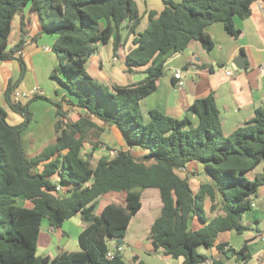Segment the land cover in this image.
Here are the masks:
<instances>
[{
    "label": "trees",
    "instance_id": "16d2710c",
    "mask_svg": "<svg viewBox=\"0 0 264 264\" xmlns=\"http://www.w3.org/2000/svg\"><path fill=\"white\" fill-rule=\"evenodd\" d=\"M257 1L264 0H164L165 8L160 13L149 12L147 27L137 33L142 17L134 0H0V61L16 58L20 67L17 82L9 83L5 90V100L23 119L19 125H10L7 112L0 107V264H124L120 253L113 251L112 260L107 253L112 242L119 245L123 240L141 208L145 189H156L162 204L148 237L155 252L182 258L184 264H200L207 258L197 249L214 247L219 232L246 231L242 213L250 209L264 184V174L253 181L244 178L264 160V112L257 109L252 120L225 136L212 94L188 108L197 125L188 116L175 119L158 110L149 111L145 123L140 102L156 91L164 74L163 56L182 53L191 41L211 50L213 43L205 30L214 23H221L229 35L238 38L241 32L234 18H248L250 6ZM26 7L37 16L41 33L55 37L51 51L57 64L51 79L67 91L58 102L40 94L24 104L11 99L27 71L20 56L25 33L21 31L9 50L8 39L14 17ZM123 32L133 37L134 46L124 64L129 70L145 67V79L109 89L86 72V63L96 45L110 40L115 55L123 48ZM38 100L55 107V138L53 144L30 157L23 149L22 134L31 122L30 105ZM64 106L83 110L84 115L72 121ZM111 127L129 148L145 154L138 159L118 151L111 160H98L92 169L89 159L93 154L84 156L85 143L92 134L101 138ZM190 162L201 164L212 180L195 194L175 174ZM57 185L62 193L55 190ZM111 192H124V204L112 202L95 216L99 199ZM217 198L219 214L206 221L205 201L213 203ZM18 199L31 207L18 205ZM77 215L88 224L78 236L79 250L53 259L38 256L43 222L59 229ZM193 216L205 222L198 231L188 229ZM215 247L223 251L224 245ZM230 251L242 260L249 256L246 244L239 251L227 253Z\"/></svg>",
    "mask_w": 264,
    "mask_h": 264
},
{
    "label": "crops",
    "instance_id": "0c3cea01",
    "mask_svg": "<svg viewBox=\"0 0 264 264\" xmlns=\"http://www.w3.org/2000/svg\"><path fill=\"white\" fill-rule=\"evenodd\" d=\"M134 1L139 15L142 17L136 32L141 33L147 27L148 13L151 11L160 13L165 8V3L164 0ZM173 1L180 2V0ZM234 24L241 32L238 38L229 35L221 23H214L205 30L213 43L211 50L206 51L201 43L191 41L182 53L176 55L168 53L161 58L165 60L163 66L164 74L158 79L157 89L153 94L140 102L145 123L149 121V111L158 110L175 119H183L188 116L193 124L197 125L198 120L196 116L189 114L188 108L194 101L206 98L211 94L214 96L221 128L225 136H229L236 129L252 120L257 109H261L264 112V1L254 2L250 6L249 17L246 19L235 17ZM101 25L104 26L105 22L102 21ZM21 31H24V38L26 40L25 47L22 50V59L26 64L27 70L29 68L32 71V60L40 53V48L37 47V44L48 35L41 33L38 18L31 14L29 7L24 8L21 13L14 17L10 34L12 36V44L10 46L8 44L7 50L18 42ZM122 38L124 41L123 48H120L115 55L113 54L112 41L110 40L107 44L96 45L95 53L86 63V72L94 80L109 89L113 86H131L145 79V67L129 70L125 66V57L134 46L132 45V36L127 37L126 33L123 32ZM29 40L35 45V49L32 51H28L27 42ZM54 40L55 38L51 37V42L50 40L48 41L50 47L54 43ZM44 50L49 51L51 49L45 47ZM240 55L244 56L245 63V67L242 70L236 69L233 64V61ZM50 56L48 68L52 69V63L55 67L57 59ZM227 68L231 69V76H226L225 71ZM178 70L181 71L182 80L185 83L182 89L177 88V80L174 77L175 72ZM19 74L20 67L16 58L0 61V107L7 112V121L12 126L19 125L23 119L18 114V117H15L14 114L16 113L8 108L5 100V90L9 83L14 84L17 82ZM34 85L28 87L29 92L33 88H38L40 95L44 97L51 95L47 91L43 93L42 89L39 86L37 87V83ZM58 86L61 88V93L58 94V90H54V97H58L59 101L61 98L67 96V91L59 84ZM49 105L50 103L43 100L35 101L30 105L32 118L28 129L34 118L33 111L35 106L51 112L48 107ZM69 107L64 106V109L67 110ZM79 111L82 112L81 115H84L83 110ZM28 129L22 134V145L26 155L34 157L45 146L37 150L39 140L34 139L33 135L28 133ZM109 132H111L112 137L116 141V145L120 146V151L130 152L138 159L143 158L145 151L138 148H129L115 127H111L106 133ZM25 139H27V142H25ZM112 145L114 144L111 143L110 145L107 142L105 145L106 150H98L96 144V149H92L91 151L96 161L94 164L89 161L92 169L96 167L98 160H111L117 155V152L113 148H110L113 147ZM112 152L116 153V155L112 156ZM85 153L84 149L83 154ZM175 174L180 179L188 182L193 194L199 190L202 184H211L212 181L204 173L203 166L195 162H190L182 169L175 170ZM263 174L264 160L244 176L247 177L246 180L253 181L263 176ZM155 190L145 189L141 191V208L132 217L127 227L122 240L123 243L121 244L124 246V250L120 254L123 255L127 250L130 251L132 256L129 261L130 264H138L139 262L143 264H184L182 258L175 260L164 255L162 250L155 252L148 239L151 226L160 215L162 207L159 193ZM102 197L111 199L110 203L117 202L124 204L126 194L124 192H111ZM26 204L28 205L24 207H31L30 203L26 202ZM252 204L253 206L250 209L242 213L241 223L246 227V231L242 234H237L233 230L219 232L214 244L215 246L219 244L224 245L223 251H218L215 246L210 249H205L204 247L198 248L197 253L207 258L205 262L200 264H213L215 262L221 264H264V184L259 187ZM213 205L214 208L212 207ZM220 206L219 198L213 203L207 199L204 206L205 220L210 221L219 214ZM77 217L81 218L77 215L65 221L59 229L49 226L47 235L41 232L39 247L47 248L48 252L45 256L53 259L63 252H76L68 250V244L61 243V241L65 237L66 239L68 238V235L63 231L64 224L71 222ZM76 225L74 234L78 243V236L86 226L79 222ZM204 226L205 222L201 221L197 216H193L188 223V229L191 231H198ZM52 234L56 236L57 243L51 238ZM244 244L247 245L249 255L247 259H239L232 253L230 256L228 255V250L239 251ZM199 249L202 251H199Z\"/></svg>",
    "mask_w": 264,
    "mask_h": 264
},
{
    "label": "rangeland",
    "instance_id": "374dc122",
    "mask_svg": "<svg viewBox=\"0 0 264 264\" xmlns=\"http://www.w3.org/2000/svg\"><path fill=\"white\" fill-rule=\"evenodd\" d=\"M11 37L12 36H10V38H9V43H8L9 46L12 44V38ZM51 37H53V36H51ZM51 37H50V35L45 36L44 40H41L40 42H38L37 47L40 48V53L32 60V63H33L32 71L29 70V68H28V70L25 73L24 79L21 81V83L18 86L17 91L19 93H21V92L30 93L28 91L29 90L28 87L37 83L38 84L37 87L39 86V88L42 89L43 93H44V91H47L48 93L51 94V95H46L50 101L58 102V97L57 98L54 97V92H55L54 90H58V94H60L61 88L58 86L57 82H54V80L51 79V72L54 68L53 63H52L53 68L52 67H51L52 69L48 68L49 55H51L50 57H52V58H55V55L51 52V50H49V51L44 50L45 47L51 49L50 44H48L49 40L51 42ZM27 47H28V51H32L35 49V45L33 43H31L30 40L27 42ZM61 78H63V76H61ZM34 86H36V85H34ZM26 101H27V99L20 98V103L24 104V103H26ZM37 103H39V102H37ZM48 107L51 110V112L45 111V109L39 108L38 106H35V109L33 111L34 112V118L32 119V124H31L30 128L28 129V133H31V135H33L34 139L39 140L37 143V148H38L37 150L42 149L43 146L53 144V142H54V138H55V136H54V123L56 120L55 119V107L51 103ZM65 112H66L67 116L69 117V119H71L72 121L77 120L82 113L78 109L72 108V107L67 108V110H65ZM14 115H15V117H18L17 114H14ZM99 125H101V124H99ZM100 135H101V138H98L93 134L88 137L87 142L85 143V148H84L86 151V153L84 154L85 156H87L91 153L92 145L95 143H97L98 150L99 149L106 150L105 145L107 142L110 145H111V143L114 144V145H112L113 147H110V148H113V150H115L116 152L121 150L119 148L120 146L116 145V141L112 137L111 132H109V133L104 132L103 134H100ZM25 142H27V139H25ZM111 155L115 156L116 153L112 152ZM89 161H90V163H93V164L95 163L96 159L94 158V154L89 159ZM244 178L247 179L246 176H244ZM17 202H18L17 204L21 205V206L28 205L22 199H18ZM110 202H111V199H109V198H104V197L100 198L98 201L97 208L94 212V215L99 216L101 214L102 208L105 207ZM78 222L84 226L88 225L86 222L82 221L81 218L77 217L74 220H72L71 222H66L63 226L64 227L63 231L68 235L67 236L68 240L65 237V239H63L61 241V243H65V244L67 243L68 244V250H70V251H77L79 249L78 243L76 241V237L74 234L75 228L77 226L76 224ZM48 228H49L48 223L46 221H44L42 224V227H41L42 234L47 235ZM51 238L56 243L58 242L56 240V236L54 234H52ZM199 251H202V250L199 249ZM47 252H48L47 248L40 246L38 249L37 255L44 257L47 254ZM122 256H123L124 264H130L129 261L132 258L130 251L127 250L125 253H123Z\"/></svg>",
    "mask_w": 264,
    "mask_h": 264
},
{
    "label": "built area",
    "instance_id": "2783aa9c",
    "mask_svg": "<svg viewBox=\"0 0 264 264\" xmlns=\"http://www.w3.org/2000/svg\"><path fill=\"white\" fill-rule=\"evenodd\" d=\"M20 56L22 57V53H20ZM264 68V67H263ZM226 76H231L232 75V71L230 68H227L225 71ZM175 79L177 80V88L178 89H182L184 88V81L182 80V75H181V71L178 70L175 72L174 74ZM36 94H39V89L38 88H33L30 93H26V92H21L19 93L18 91H15L12 93L11 95V99L14 103H17L20 101V98H25V99H31L33 96H35ZM57 192L62 193L63 192V188L60 187L59 185H57L56 189ZM251 206H253V204L251 203ZM110 251L107 253V258L109 260H112L113 258V251H116L118 253L123 252L124 250V246L122 245H116V243L112 242L110 245Z\"/></svg>",
    "mask_w": 264,
    "mask_h": 264
},
{
    "label": "water",
    "instance_id": "95a60500",
    "mask_svg": "<svg viewBox=\"0 0 264 264\" xmlns=\"http://www.w3.org/2000/svg\"><path fill=\"white\" fill-rule=\"evenodd\" d=\"M233 64H234V66H235L236 69L242 70V69L245 67L244 56H243V55L238 56V57L233 61ZM122 243H123L122 240H120V241L118 242L119 245H121ZM228 255L230 256V255H231V252H228Z\"/></svg>",
    "mask_w": 264,
    "mask_h": 264
}]
</instances>
